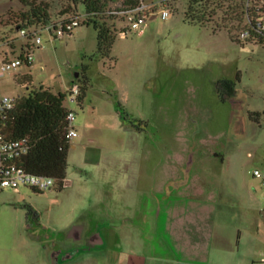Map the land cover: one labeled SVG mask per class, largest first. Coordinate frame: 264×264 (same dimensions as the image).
<instances>
[{"label": "rangeland", "instance_id": "374dc122", "mask_svg": "<svg viewBox=\"0 0 264 264\" xmlns=\"http://www.w3.org/2000/svg\"><path fill=\"white\" fill-rule=\"evenodd\" d=\"M37 1L49 5L53 21L77 14L85 18L82 4L63 14L66 0ZM144 3L148 15L138 28L129 20L109 22L117 35L103 56L93 25L54 38L44 29L38 45L20 32L19 13L28 7L20 0H0V95H26L29 89L16 77L29 75L34 88L67 94L64 104L75 111L78 131L66 171L73 186L0 191V264H88L86 253L104 245L94 244L84 231L104 236L106 225L100 219H78L79 200L87 204L107 174L123 169L128 156H142L144 170L158 171L166 169V158L179 155L184 158L179 168L198 174L193 184L203 187L201 199L212 205L204 214L208 228L216 222L226 236L224 264L264 260V183L254 175L256 170L264 174V44L233 40L216 23L188 21L189 0ZM165 8L170 15L164 19ZM213 20L221 22V11ZM34 28L40 27L29 29ZM125 29L127 34H121ZM27 45L33 63L3 74L4 62ZM85 68L90 79L86 95L74 101L70 89L73 82L82 89ZM223 80L235 82V96L221 95ZM88 210L87 218L93 217L98 207ZM76 231L83 232L80 240Z\"/></svg>", "mask_w": 264, "mask_h": 264}, {"label": "crops", "instance_id": "0c3cea01", "mask_svg": "<svg viewBox=\"0 0 264 264\" xmlns=\"http://www.w3.org/2000/svg\"><path fill=\"white\" fill-rule=\"evenodd\" d=\"M179 156L166 158V169L158 171L144 170L142 156H128L123 169L107 174L87 204L79 200L78 219L106 225L104 236L84 231L104 245L86 253L88 264H224L226 236L216 222L208 228L204 214L212 205L201 199L203 187L193 184L198 174L179 168L184 160ZM65 183L74 185L68 177ZM93 207H98L96 215L87 218ZM82 234L74 236L80 240Z\"/></svg>", "mask_w": 264, "mask_h": 264}, {"label": "trees", "instance_id": "16d2710c", "mask_svg": "<svg viewBox=\"0 0 264 264\" xmlns=\"http://www.w3.org/2000/svg\"><path fill=\"white\" fill-rule=\"evenodd\" d=\"M67 7L63 14H69L82 4L85 9L83 24L93 25L97 31V52L103 56L109 55L113 46L115 34L110 21L118 19L125 22L130 12L140 8L144 0H66ZM261 1V2H260ZM27 11L19 13V26L44 27L51 22L50 7L37 0H20ZM260 2V3H259ZM252 3V5H251ZM264 10V0H189L186 18L192 23L208 25L218 24V29H226L233 40L254 41L264 44V30L256 24L258 12ZM218 11L222 13L221 22H215L213 17ZM71 17H81L80 14ZM238 25H234V23ZM245 22V23H244ZM243 23V24H242ZM242 24V27L240 26ZM240 26V27H238ZM21 27V28H22ZM239 35H235L238 29ZM248 32L243 37L242 33ZM121 34L126 35L127 30ZM82 89L78 101H82L90 79L86 68L80 76ZM21 85H26L29 92L18 96L15 107L6 112L0 119V127L10 138H28L30 150L21 164L31 173L50 177L56 180L58 189L65 188L68 167V150L71 140L68 137L70 127L68 109L64 102L66 93H54L51 88L41 85L32 86V77L17 76ZM74 83V82H73ZM220 93L230 97L236 95L235 82L223 80L219 85ZM121 117L126 120L127 115L118 104ZM250 117L258 120V113H251Z\"/></svg>", "mask_w": 264, "mask_h": 264}, {"label": "built area", "instance_id": "2783aa9c", "mask_svg": "<svg viewBox=\"0 0 264 264\" xmlns=\"http://www.w3.org/2000/svg\"><path fill=\"white\" fill-rule=\"evenodd\" d=\"M148 5L142 4L137 10L130 12L127 16V20L132 23V26L138 28L140 23L145 20L148 13ZM147 13V14H146ZM259 16L256 18V24L259 29L264 30V10L258 12ZM170 11L163 9L161 11L162 18H168ZM81 17H63L58 20H52L46 26L40 27L39 29H29L22 27L20 32L23 36H27L30 39H34L35 43L42 45L43 39L39 34L42 30H47L50 33L51 38L64 37L66 34L73 32L75 28L83 24ZM248 32H243L242 36H247ZM34 52L32 46L27 45V49H23V52L19 54L13 60H7L2 66V73L4 74L7 70L12 68L16 69L21 65H31L34 61ZM81 93V86L78 83H73L70 89L71 99L78 100ZM18 97L1 96L0 95V119L1 117L11 109L15 107ZM76 113L70 110L68 119L70 123L68 137L73 140L78 136V131L74 126V120ZM28 138H10L4 130L0 127V191L5 188L18 189L20 187H29L37 192H43L51 190L56 187V180L50 177L36 175L29 172L22 164V160L28 154L30 150ZM255 176L263 177L264 174L260 170L254 172ZM66 182V181H65ZM66 187V183H65ZM254 264H264V260L261 262H255Z\"/></svg>", "mask_w": 264, "mask_h": 264}]
</instances>
